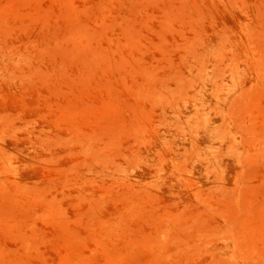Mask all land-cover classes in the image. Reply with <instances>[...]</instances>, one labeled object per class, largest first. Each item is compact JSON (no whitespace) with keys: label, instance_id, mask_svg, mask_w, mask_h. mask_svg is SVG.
<instances>
[{"label":"rangeland","instance_id":"obj_1","mask_svg":"<svg viewBox=\"0 0 264 264\" xmlns=\"http://www.w3.org/2000/svg\"><path fill=\"white\" fill-rule=\"evenodd\" d=\"M0 264H264V0H0Z\"/></svg>","mask_w":264,"mask_h":264}]
</instances>
